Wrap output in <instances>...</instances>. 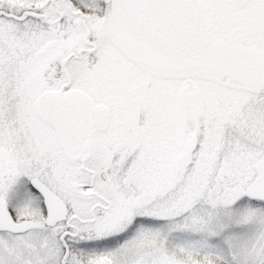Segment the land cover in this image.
<instances>
[{
	"label": "snow or ice",
	"instance_id": "1",
	"mask_svg": "<svg viewBox=\"0 0 264 264\" xmlns=\"http://www.w3.org/2000/svg\"><path fill=\"white\" fill-rule=\"evenodd\" d=\"M0 264H264V0H0Z\"/></svg>",
	"mask_w": 264,
	"mask_h": 264
}]
</instances>
